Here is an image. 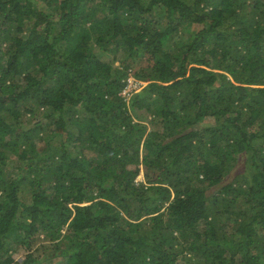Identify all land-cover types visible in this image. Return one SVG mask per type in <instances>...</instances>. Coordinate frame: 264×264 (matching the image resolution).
Segmentation results:
<instances>
[{
	"label": "trees",
	"instance_id": "trees-1",
	"mask_svg": "<svg viewBox=\"0 0 264 264\" xmlns=\"http://www.w3.org/2000/svg\"><path fill=\"white\" fill-rule=\"evenodd\" d=\"M39 232L61 264H264V0H0V264Z\"/></svg>",
	"mask_w": 264,
	"mask_h": 264
},
{
	"label": "rangeland",
	"instance_id": "rangeland-1",
	"mask_svg": "<svg viewBox=\"0 0 264 264\" xmlns=\"http://www.w3.org/2000/svg\"><path fill=\"white\" fill-rule=\"evenodd\" d=\"M40 29V28H39ZM42 30V29H40ZM187 38V37H186ZM95 50L96 52H99L100 51V47L96 46L95 47ZM112 59V57H110ZM120 59H117V60H113L114 61V65L115 66H120ZM131 71V70H130ZM134 71H131L130 73V76L129 78L132 79L135 83L133 85V87H136L137 89V92L138 91H142L144 89L145 86H147L148 82L146 81H140L138 79H136L134 76H133V73ZM122 95L125 96L126 98V101H128L129 103V100L131 98V96L126 92V88L122 91ZM130 108V106H129ZM44 107H38L34 110V113H27L26 116L24 117L23 119V123H24V127L28 128V127H31L33 126L38 120H42L43 118V113H44ZM129 113L131 114L132 111L129 110ZM87 115H89V112H85V111H82V112H79L77 113V116L76 117H79L83 120L87 119ZM133 115V119L138 121L137 120V116ZM139 117H141L142 121H145L148 123L149 125V129H153L154 126H153V123L151 122V119L153 118V116L151 115V113L146 109H143L142 111H140V115ZM138 117V119H139ZM140 120V119H139ZM164 124L161 123V127L163 126ZM158 128V127H157ZM44 144H41L39 145V147L43 146ZM56 145V144H55ZM72 146V145H71ZM55 149H57V146L54 147ZM79 150V149H77ZM252 154V151L249 152V156ZM246 155H244L243 153V156H241V158L234 164L235 166V169H233V171L230 173L231 178H229L228 176V181H232V180H235V176L237 175H241L243 174L244 172H246L247 175L250 174L251 170L249 168L250 165H252V161L247 157H245ZM249 160V165H248V161ZM18 160L16 162H13L12 164H17L18 166ZM246 164L249 168L248 171H245L246 170ZM13 165L12 166V172H15V176L17 175L18 173V167ZM146 178L145 176V172L144 170H142L139 175H138V178H137V181H144V179ZM234 183H237L236 181H234ZM27 202H29L30 200L29 199H26L24 198ZM229 226H231L230 224H228ZM259 225V223L257 224ZM227 226V227H229ZM232 228V226H231ZM231 231H233V229H230ZM32 242L29 244L28 242H20V241H17L15 239H10V246H11V249H9V253L13 254V258L18 260V261H21L24 256L29 253L30 251H33L34 249H38V256L39 257H42L41 259L42 260H46L45 264H61V260L63 259L62 258V254H61V251L60 249H58L60 246L61 248H63L62 246L63 245H58L56 243V241H51L49 237H45L43 233L39 232L37 233V235L31 239ZM34 245V246H33ZM42 251V252H41ZM43 253H50V255H53L52 257H54V259L52 260L50 257H48L47 255L46 256H43ZM61 256V257H60ZM48 261V262H47ZM41 264H44V263H41Z\"/></svg>",
	"mask_w": 264,
	"mask_h": 264
},
{
	"label": "built area",
	"instance_id": "built-area-1",
	"mask_svg": "<svg viewBox=\"0 0 264 264\" xmlns=\"http://www.w3.org/2000/svg\"><path fill=\"white\" fill-rule=\"evenodd\" d=\"M132 81H133L132 79H129V83H128L127 87H126V92L128 94L135 89V87H133L135 81L134 82H132Z\"/></svg>",
	"mask_w": 264,
	"mask_h": 264
},
{
	"label": "clouds",
	"instance_id": "clouds-1",
	"mask_svg": "<svg viewBox=\"0 0 264 264\" xmlns=\"http://www.w3.org/2000/svg\"><path fill=\"white\" fill-rule=\"evenodd\" d=\"M130 79V78H129ZM135 89H136V87H135Z\"/></svg>",
	"mask_w": 264,
	"mask_h": 264
}]
</instances>
